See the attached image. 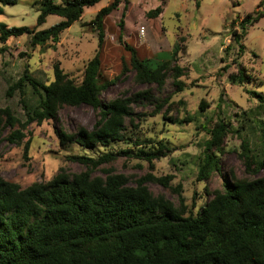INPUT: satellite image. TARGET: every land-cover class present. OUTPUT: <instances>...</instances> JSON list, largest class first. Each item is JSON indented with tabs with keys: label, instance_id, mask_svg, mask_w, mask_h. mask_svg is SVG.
<instances>
[{
	"label": "trees",
	"instance_id": "16d2710c",
	"mask_svg": "<svg viewBox=\"0 0 264 264\" xmlns=\"http://www.w3.org/2000/svg\"><path fill=\"white\" fill-rule=\"evenodd\" d=\"M101 1L66 0L57 4L55 0H41L37 27L44 25L50 16L63 20L41 31L26 26L9 28L0 23V42L27 35L32 47H42L48 42L58 44L62 33L80 21L87 8ZM123 1L126 10L129 1ZM121 2L114 0L102 8L93 21L99 47L104 41L105 19ZM17 4L18 0H0V15L2 7ZM155 12L160 14L162 9ZM260 16L245 17L240 22L241 33L232 34L240 55L245 51L242 40L248 28L258 22ZM124 17L125 12L120 22L121 41ZM125 48L131 52L130 66L136 83L162 89L171 76L178 90H183L180 79L185 76V69L176 62L180 52H186L185 47L176 45L172 57L157 66L139 59L134 48L128 45ZM101 65L98 52L87 64L80 85L70 80L58 65L54 69V81L49 84L38 82L26 69L9 87L7 95L12 97L19 93L24 103L25 88L29 85L39 97V105L34 110L26 107L24 123L10 109L0 110V146L4 141L20 145L27 138L28 126L57 121L63 107L83 105L93 108L98 119L92 130L80 128L73 135L60 132L63 146L75 143L92 151L108 149L118 143L130 144L125 136L126 122L132 120L133 106L149 99L148 93L103 102V93L113 82L102 80ZM127 70L125 68V72ZM229 80L239 86L250 83L243 68L237 75H230ZM248 94L264 110V93L248 91ZM206 107L202 102L201 112ZM236 118L242 132L255 130L252 112H243ZM16 127H19L16 131L5 135L7 128ZM229 127L231 124L222 122L211 131L212 137L205 144L198 166L199 182H210L222 168L219 156L224 152ZM30 144L29 139L25 143L26 153ZM168 154L169 149L160 143L157 149L140 148L136 153L126 149L106 152L97 158L75 156L69 160L89 169L88 172L71 176L61 169L50 182L34 183L25 189L0 177V264H264V154L253 155L246 141L239 158L249 175L255 178L238 179L231 174L229 181H223L211 195L207 191L210 200L196 212L187 209L182 196L179 197L180 207L176 208L164 197H154L146 186L154 182L169 188L173 176H148L135 187L123 175L107 173L104 178L93 177L92 171L118 158H134L152 164Z\"/></svg>",
	"mask_w": 264,
	"mask_h": 264
},
{
	"label": "rangeland",
	"instance_id": "374dc122",
	"mask_svg": "<svg viewBox=\"0 0 264 264\" xmlns=\"http://www.w3.org/2000/svg\"><path fill=\"white\" fill-rule=\"evenodd\" d=\"M40 1L18 0L16 6L2 7L0 23L9 28L26 26L41 31L63 20L50 16L44 25L37 27ZM64 1L55 0L57 4ZM113 1L102 0L87 8L81 20L62 33L58 44L48 42L42 47H32L27 35L0 42V110L10 109L24 123L26 107L34 110L39 105V97L27 85L24 105L19 93L9 97L7 91L26 69L38 82L49 84L54 81V69L58 65L70 80L80 85L87 64L100 52L101 78L113 82L103 93V102L148 93L149 99L134 105L132 120L126 122L125 136L130 144L118 143L108 149L92 151L75 143L63 146L60 132L73 135L80 128L92 130L98 119V113L90 106L63 107L57 121L28 126L27 138L22 144L3 142L0 177L25 189L34 183L50 182L61 169L71 176L89 171L69 160L71 157L97 158L106 152L126 149L136 153L140 148L157 149L158 144L163 143L169 149L166 158L152 164L134 158H118L92 171L93 177L104 178L107 173L123 175L135 187L148 176H173L169 188L154 182L146 186L154 197H164L176 208L180 207L179 197L182 196L187 209L195 212L210 200L207 191L211 195L223 181H229L231 174L238 179L255 178L249 175L239 154L244 141L253 155L264 154V110L248 94V91L264 93V0H128L126 10L122 0L119 8L105 19L104 41L99 47L93 21L98 12ZM158 8L162 9L160 14L155 12ZM124 12L121 41L120 22ZM249 15L261 16L248 28L242 40L245 51L240 55L232 34L241 33L240 22ZM141 28H145L144 34ZM125 45L134 48L139 59L149 60L153 66L169 60L176 45L185 47L186 52H180L176 62L185 69V76L180 79L183 90H178L171 76L162 89L136 83L130 66L131 52ZM242 68L248 73L250 83L233 85L229 76L237 75ZM202 102L207 106L203 112ZM243 112H252L255 130L241 131L236 115ZM1 121L5 122V118L1 117ZM222 122L231 124L224 152L219 156L222 168L210 182H199L198 166L205 144L212 137L211 131ZM18 128H7L5 135ZM29 139L30 149L26 153L25 143Z\"/></svg>",
	"mask_w": 264,
	"mask_h": 264
},
{
	"label": "built area",
	"instance_id": "2783aa9c",
	"mask_svg": "<svg viewBox=\"0 0 264 264\" xmlns=\"http://www.w3.org/2000/svg\"><path fill=\"white\" fill-rule=\"evenodd\" d=\"M145 28H141V34H144Z\"/></svg>",
	"mask_w": 264,
	"mask_h": 264
}]
</instances>
